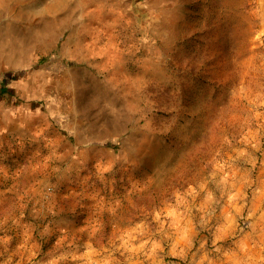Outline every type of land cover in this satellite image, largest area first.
<instances>
[{"label": "rangeland", "instance_id": "374dc122", "mask_svg": "<svg viewBox=\"0 0 264 264\" xmlns=\"http://www.w3.org/2000/svg\"><path fill=\"white\" fill-rule=\"evenodd\" d=\"M0 264H264V0H0Z\"/></svg>", "mask_w": 264, "mask_h": 264}, {"label": "trees", "instance_id": "16d2710c", "mask_svg": "<svg viewBox=\"0 0 264 264\" xmlns=\"http://www.w3.org/2000/svg\"><path fill=\"white\" fill-rule=\"evenodd\" d=\"M10 94H11V91H10V89L7 86L0 88V96L1 95L2 96H4V95H10Z\"/></svg>", "mask_w": 264, "mask_h": 264}]
</instances>
